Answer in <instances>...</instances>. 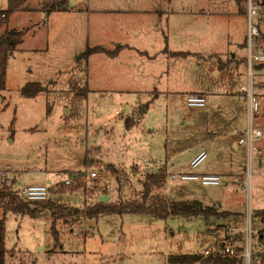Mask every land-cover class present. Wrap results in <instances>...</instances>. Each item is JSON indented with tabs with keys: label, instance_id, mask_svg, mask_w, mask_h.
I'll return each instance as SVG.
<instances>
[{
	"label": "rangeland",
	"instance_id": "rangeland-1",
	"mask_svg": "<svg viewBox=\"0 0 264 264\" xmlns=\"http://www.w3.org/2000/svg\"><path fill=\"white\" fill-rule=\"evenodd\" d=\"M63 1L68 11H54ZM202 1L31 0L30 14L15 11L10 27L28 33L23 50L9 61L7 88L0 91V169L11 172V182L51 187L49 201L43 205L85 208L100 202L102 196L109 198L107 203L140 200L147 175L162 169L164 187L153 193H161L171 205L200 201L232 212L230 226L220 229L215 221L212 236L228 227L244 235L247 217L255 209H264L260 172L264 155L250 154L247 145L234 149L231 144L250 122L247 105L239 97L242 92L252 85L264 110V98H257L264 92L259 88L264 84V68H251L255 62L249 59L248 47L244 48L249 41L247 25L225 17L209 32H198L200 54L187 60H172L166 54L156 61L144 60L141 66L136 61L140 80L136 85L128 83L122 98L121 49L116 58L88 54L94 47L118 49L121 25L131 35L137 33L142 26L129 16L133 10L202 8L207 17L214 10L213 0L204 5ZM7 6V0H0V10ZM232 8L236 5L228 10ZM240 9H247V0H241ZM169 32L162 24L160 33L150 40L154 54L167 47L169 38L172 43L185 38ZM207 53L213 55L211 59L205 58ZM31 82H41L45 90L30 99L22 95V88ZM153 85L158 95L150 94ZM198 90L206 94L205 107L188 105L189 93ZM239 105L243 111L237 110ZM147 109L135 129L127 131V120H138ZM258 123L254 118L253 125ZM263 141L258 142L261 151ZM202 151L208 157L193 169L190 163ZM92 157L98 162L88 167L86 160ZM86 171L96 172L97 178H83L84 186L77 190H60L59 185L73 173ZM184 173L217 174L224 184H195L190 190L188 183L172 179ZM53 219L48 211L36 219L9 214L6 264H166L170 255L205 253L215 247L203 217L158 220L103 214L96 221L59 220L57 235L52 233ZM252 229L255 236L258 227Z\"/></svg>",
	"mask_w": 264,
	"mask_h": 264
},
{
	"label": "trees",
	"instance_id": "trees-1",
	"mask_svg": "<svg viewBox=\"0 0 264 264\" xmlns=\"http://www.w3.org/2000/svg\"><path fill=\"white\" fill-rule=\"evenodd\" d=\"M31 0H8V9L0 11V91H4L7 88V71L9 61L14 55L18 47L23 43L26 31L18 29H10V17L15 11L18 10H30ZM67 1H63L60 6L53 7L54 11H67ZM4 15V17H3ZM121 48V47H120ZM120 48L109 51L104 47H94L88 50V54L104 53L111 58H116L119 54ZM187 56L186 53H173V56ZM264 68V63H259L253 66V70H259ZM45 88L40 83L31 82L27 83L22 88V95L26 98H36L42 93ZM264 114V112H263ZM127 121V125H128ZM133 124V121L132 123ZM128 127V126H127ZM130 128V127H129ZM98 150V148L94 149ZM97 160L88 159V164L94 165ZM112 167V166H109ZM166 175L164 171L158 173H149L147 175V182L143 187L145 192L142 194L140 200H132L120 203H103L98 202L92 206H86L85 208L71 207L66 204H34L26 200H23L12 186L0 185V208L3 209V216L0 219V264H6V256L8 250L6 248V220L9 214H15L18 216H28L31 218H38L42 216L45 211H48L53 219V234H56V223L59 220L68 223L70 221L89 220L96 221L103 214H116V215H142L153 216L158 220H167L171 217L194 219L203 217L207 225L209 226L208 234L211 232L212 225L215 221L229 220L234 214L229 211H222L213 206H206L200 201H195L192 204H178L171 205L168 199L161 193H153V189H162L164 187V181ZM84 179L77 182L66 185L61 183L60 190H77L84 186ZM15 185V183H13ZM55 194V193H54ZM252 227H258V236L260 241L264 242V209H255L251 213ZM219 228L225 227V225H218ZM210 235V234H209ZM243 241V235L239 233L235 240L229 242L232 246H235V254L229 255L221 253L227 245L225 242H216L215 251H212L208 255L205 253H193V254H176L170 255L166 261V264H244V258L242 257L243 250L240 243ZM259 256V260H254V264H264V251L261 253L256 252Z\"/></svg>",
	"mask_w": 264,
	"mask_h": 264
},
{
	"label": "crops",
	"instance_id": "crops-1",
	"mask_svg": "<svg viewBox=\"0 0 264 264\" xmlns=\"http://www.w3.org/2000/svg\"><path fill=\"white\" fill-rule=\"evenodd\" d=\"M211 2H213L212 7L214 10L211 11V13H208L207 17L203 15L202 8H196L195 10H186L183 12H174V11L167 12L163 10V8L160 6L159 9H156V8H150V9L148 8L146 10L137 9V10H133L134 12L130 13L129 16H132L135 19L137 18L138 20H140V24L142 28L138 26L136 28L137 33H134L133 35H131L130 32H128L125 28H123V25H121V45H118V48H120L121 46L120 48L121 49V98L125 96L124 94L127 92L125 87L126 85H128V83H132L133 85H136L135 83H137L140 80L138 76L136 75V64H135L136 61H138L137 64L141 66L142 63H145L144 60H148V62L156 61L157 58H159V55L169 54V57L172 60H174L175 58L187 60L191 56L198 55L200 54V50L197 49L196 47L198 46L197 44H199L200 41L197 40L195 35L199 37L198 32H207V31L209 32V30L213 26H216L224 22L223 18L225 17H229L231 22L241 21L244 25H247V33H248V38H249V21L247 17V9L246 10L244 9V11L240 9L241 0H213ZM205 3H207L206 0L202 1L201 5H204ZM233 4L236 5V8H232L231 10H228L229 7ZM7 5H8V0H7ZM207 6H211V5H205V7ZM7 9H8V6L7 8L1 9L0 11H5ZM30 10L29 11L18 10V11L23 12L25 14H30V12L32 11ZM67 11H63V12H67ZM14 14L16 13L14 12L12 16L10 17V23H11V20ZM46 15L49 16L50 13L46 12ZM178 20L180 21L179 23H178ZM10 23H9L10 29H17V28H11ZM162 24H166V26L168 27L170 31L169 32L170 35L174 34L176 35L175 37H180V35L182 34V36L184 35L183 37L185 38L182 39L181 42L177 41L178 39H176L173 43L171 42L169 38L167 43L164 44L167 47H165L164 50H161L158 54H154L153 50H151L150 48V40H152L153 37L157 36V33L158 34L160 33ZM261 32L263 34V39H264V26L262 25H261ZM27 33L28 32H26V35ZM243 44L241 43L240 45L244 47ZM24 46H25V37H24L23 43L18 47L16 51L23 50L22 48H24ZM247 47H248V44L246 43V47L244 48L247 49ZM34 51H37V50H34ZM173 53H186L187 56H184V55L183 56H173ZM119 54H120V50H119ZM206 55H207L205 57L206 59H211L213 56L210 53H207ZM166 61H168V59ZM254 64L258 65L259 63L255 62L251 64V68L253 67ZM145 65H146V69L150 68L149 63H146ZM223 67H224L223 62L221 59H219L218 68L221 69ZM250 72H251V69H250ZM7 74H8V71H7ZM216 75H218V71L216 72ZM152 88H154V90L150 94L158 95L157 88L154 87V85L152 86ZM259 88L261 89V86ZM192 94L204 95L206 97L205 92H199V90L198 92L189 93V95H192ZM257 98L260 100L263 99L264 92H259ZM243 109H244L243 105H239L237 107L238 111H243ZM143 113H148V109L144 111ZM143 113L140 114V116L138 117V120H136V117L135 119L133 118V119L127 120L129 121L128 125L126 122L127 131L130 132L135 129L134 127L139 123L140 119L144 115ZM132 121H133V124H131ZM258 121H259L258 124L263 123L264 117H262L261 119H258ZM239 134L237 137L234 138V140L232 139L231 144L234 149H237L240 146L238 143ZM262 148L263 149L261 153L264 155V143H263ZM92 160H94V158ZM86 162H87L88 167H90V165L88 164V159L86 160ZM261 171L262 169L260 170V172ZM73 174L74 175L79 174V172H76ZM18 183H21V182H18ZM50 183H51V180H48V184ZM188 184H189L188 188L190 190L195 188V184H190V183ZM227 222L228 220L219 221L217 224H223L225 226H230V224H228Z\"/></svg>",
	"mask_w": 264,
	"mask_h": 264
},
{
	"label": "built area",
	"instance_id": "built-area-1",
	"mask_svg": "<svg viewBox=\"0 0 264 264\" xmlns=\"http://www.w3.org/2000/svg\"><path fill=\"white\" fill-rule=\"evenodd\" d=\"M4 17V15H3ZM247 17L249 21V59L257 63H264V39L261 32V25H264V0H247ZM253 40H256V44L253 43ZM256 47V53H252L253 47ZM264 88V84L261 85ZM241 100H244V103L247 105L250 122L247 128L242 130L239 134L238 143L239 145H247L249 153L252 154L253 151L261 153V149L258 145V142L262 141L264 138V122L258 125H253V119H261L264 117L263 110L261 111L260 103L256 100L252 85L249 87L248 91H243L239 96ZM188 105L191 107H205L206 106V97L204 95L192 94L187 98ZM208 157V154L205 151L200 152L190 163V166L193 169L198 168ZM91 176L92 178L97 177L96 172H88L75 174L72 178L67 179L64 183L66 185H71L77 182L80 179ZM261 176L264 177V171H261ZM11 172L5 169H0V185L15 186L17 188L16 193L22 197L24 200L30 203L43 204L49 201L50 197V188L48 185H30V186H21V183L15 181L11 182ZM173 180H180L182 182L190 184H198L201 186H221L224 184V180L220 175L217 174H191L184 173L180 175H173ZM248 226L246 232L243 233L244 244L240 243L243 248L242 257L244 258L245 264H252L254 260H259L258 254L264 251V242L260 241L258 233L253 236V227L251 228L252 219L249 215L248 217ZM83 232V231H81ZM239 234L237 228L228 227L218 232V235L212 236L214 244L216 242H225L227 243L225 249L221 253L234 255L235 246L229 244V242L235 240L236 236ZM256 242V244L253 243ZM213 244V245H214ZM216 248L205 250V254L208 255L212 251H215Z\"/></svg>",
	"mask_w": 264,
	"mask_h": 264
},
{
	"label": "water",
	"instance_id": "water-1",
	"mask_svg": "<svg viewBox=\"0 0 264 264\" xmlns=\"http://www.w3.org/2000/svg\"><path fill=\"white\" fill-rule=\"evenodd\" d=\"M145 110L142 111V113L144 112ZM109 200V198L107 196H102L100 197V202H103V203H107ZM243 250V248H242Z\"/></svg>",
	"mask_w": 264,
	"mask_h": 264
}]
</instances>
